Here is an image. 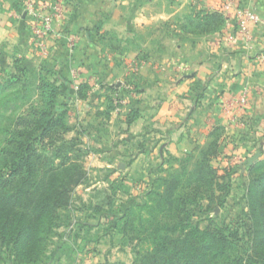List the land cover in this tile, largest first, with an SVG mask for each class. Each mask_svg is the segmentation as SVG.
<instances>
[{
	"label": "crops",
	"instance_id": "obj_1",
	"mask_svg": "<svg viewBox=\"0 0 264 264\" xmlns=\"http://www.w3.org/2000/svg\"><path fill=\"white\" fill-rule=\"evenodd\" d=\"M51 1L64 7L65 16L55 25L44 53L32 44L23 0H0V75L15 72L20 59L41 72L52 69L46 74L62 85L69 121L81 119L84 112L91 115L89 121L93 114L98 119L97 112L107 108L106 90L118 79L125 77L138 86L140 92L127 110L137 114L133 121L127 122V112L117 115L112 110L107 121L111 137L88 135L91 144L107 143L106 150L96 147L98 154H109L98 170L112 175H105L106 185L95 187L98 193L109 195L112 180L122 175L128 192L118 195L137 194L162 161V144L182 158L204 144L215 127L224 131L221 157L237 162L240 172L241 164L256 152L264 157V62L259 59L264 54V0H236L262 20L251 26L250 48L243 40L227 41L239 28L226 0ZM194 7L224 13V29L201 37L184 33L183 15ZM69 35L76 36L74 49ZM133 60L143 64L138 72L130 67ZM182 65L189 70L177 71ZM86 82L92 87L83 99L78 89ZM245 88L247 104L236 103Z\"/></svg>",
	"mask_w": 264,
	"mask_h": 264
},
{
	"label": "trees",
	"instance_id": "obj_2",
	"mask_svg": "<svg viewBox=\"0 0 264 264\" xmlns=\"http://www.w3.org/2000/svg\"><path fill=\"white\" fill-rule=\"evenodd\" d=\"M226 20L220 11L194 7L183 15L180 27L201 37L221 32ZM15 69L0 75V264H70L63 262V245L70 238L75 241L72 256H77L91 243L107 237L113 243L131 231L146 233L142 240L149 242L131 264H264V158L247 168L255 177L245 182L241 199L247 202L235 224L227 219L216 224L212 219L201 228L192 222L201 213L196 208L203 207V200L217 202L220 208L230 200L236 167L219 175L213 165L224 154L222 127H215L204 144L182 158L172 156L162 144V161L148 174V190L118 195L128 192L127 178L120 175L111 182L107 203L83 205L88 216H78L82 209L74 207L73 195L89 178L83 132H76V124L68 119L70 107L62 85L46 74L52 69L38 71L27 59L15 62ZM128 81L138 94V86ZM91 87L87 82L81 85L78 97L86 99ZM117 89L115 84L108 86L107 108L97 115L110 117ZM24 105L27 110H22ZM126 112L129 123L137 117L133 109ZM74 131L76 135H68ZM172 160L180 163L179 169L164 168ZM91 215L98 219L89 221ZM61 228V240L54 243ZM82 232L88 238L79 243Z\"/></svg>",
	"mask_w": 264,
	"mask_h": 264
},
{
	"label": "rangeland",
	"instance_id": "obj_3",
	"mask_svg": "<svg viewBox=\"0 0 264 264\" xmlns=\"http://www.w3.org/2000/svg\"><path fill=\"white\" fill-rule=\"evenodd\" d=\"M187 10V8H186ZM189 11V9L187 10ZM155 34L158 36L159 32L158 31H154ZM195 44V43H194ZM190 46V44H189ZM133 69V68H132ZM177 71H179L177 69ZM138 72V71H136ZM38 78V76H37ZM123 79V78H120ZM119 80V79H118ZM29 82L31 83V88L34 89L35 87V82H36V77L34 75H32L30 77ZM107 91V90H106ZM27 110L28 106L24 105L22 110ZM94 111V109H92ZM84 112V110H83ZM87 113H82L81 115V119L77 118L75 119H71L70 123L75 125L76 123V132L80 131L83 132L81 134V137L84 139V143H83V150L85 152V157H84V165L86 167V170L89 173V178L87 179V181L85 182V184H82L80 186H78L76 188L75 194L73 195L74 198V204H75V208H81L82 212L80 211L78 214V216H88V212H87V207H86V211H84V206L83 205H89V204H97L99 201H101L102 203H107V195L108 194H102V193H98V190H95V187H102L104 185H106V183L103 181L106 172L102 171V170H98L99 167H101L100 165L105 164L104 162L102 163V160L104 161L106 157H109L106 152H103L101 154H98L99 151L97 150L96 147H98V149H107V143H89L88 142V135L91 134H100L105 138H109L111 137V129H110V124L108 121V119L106 118L105 114H101L98 115V119L94 120V114L92 115V121L90 120L91 116L90 114ZM122 115V114H119ZM88 117V119H86V121H84L85 117ZM83 130V131H82ZM77 133L71 132L68 135L69 136H73L76 135ZM87 140V142H85ZM96 142V141H95ZM105 144V145H103ZM101 145V146H99ZM103 145V146H102ZM109 145V144H108ZM100 147V148H99ZM96 148V149H95ZM96 152V153H95ZM101 155V156H100ZM264 158L259 157L257 159V161L259 159ZM244 159V158H243ZM242 159V160H243ZM235 160V159H234ZM194 161L192 163H190L189 165V169L194 167ZM244 163V162H243ZM213 165L215 167H217V169H219V175H225L226 174V170L228 168H234L235 173L232 175L231 181H232V191L230 194V200L228 202V204H226L225 206H223L222 208H220L219 206H217V202L211 201L210 199H205L203 200L201 203H203V207H198L196 208V211H201V213H197L198 215H196L195 217H193L194 219H192V222L194 223H199L201 228H205L210 222L211 220H215L216 224H221V222H223L224 220L232 222L235 224V219L241 214L242 210H244L245 208V203L247 202L245 199L243 201V199H241L243 196V189H244V185L245 182L249 181V179H253L255 176H253L252 174H250L249 172H247V168L248 167H244L242 168L241 172L239 170L240 167H238V163L235 161H230V159H225L224 157L218 158V159H214L213 160ZM180 163L177 161H171L169 162L166 167L169 170H175V169H179L180 167ZM252 166V165H251ZM117 174V173H115ZM165 174V173H164ZM221 182L223 181V179L220 180ZM241 185V186H240ZM142 188H138V192L137 194H142L144 191L149 189V186L147 185V183L142 185ZM217 193V192H216ZM218 194V193H217ZM210 194H207L206 197H209ZM125 197V196H123ZM124 199V198H123ZM93 209V208H91ZM191 209H194V206H191ZM216 215H218L219 217H216ZM201 216V217H200ZM243 217V215H242ZM104 218V217H103ZM89 219V218H88ZM95 216L90 217L89 221H96ZM137 219V217H136ZM135 219V220H136ZM109 220V219H108ZM111 221V220H110ZM107 224V223H106ZM88 228V227H87ZM64 228H61L58 231V233H56V236L54 235L53 239H54V243L57 241H60V237H61V233H63ZM60 232V233H59ZM146 233H143L142 231H131L130 234L128 235V237H125L123 239H121V237L117 238L113 243L109 241V238H105L100 240L98 243H91L90 248L86 247V249L83 252H80V254H77V256H72V248L73 244H74V239L70 238V243L63 245V247L65 248L64 252L66 255V260L69 262L70 264H114L115 262H125L127 264H131L133 262V260L135 259L136 252H142L143 249H146L149 247V242L147 241H143L142 239L146 236ZM95 232H92L91 238L95 237ZM118 237V236H117ZM131 238H138V239H130ZM88 238V236L82 232L80 233V237H79V243H82V241L84 239ZM93 239V238H92ZM74 241V242H73ZM55 247V244L51 246L50 250H52ZM90 251H89V250ZM92 249H96V251L92 250ZM88 251V252H87ZM72 256V257H71ZM4 264V263H1ZM62 264H66L65 262Z\"/></svg>",
	"mask_w": 264,
	"mask_h": 264
},
{
	"label": "built area",
	"instance_id": "obj_4",
	"mask_svg": "<svg viewBox=\"0 0 264 264\" xmlns=\"http://www.w3.org/2000/svg\"><path fill=\"white\" fill-rule=\"evenodd\" d=\"M226 9H234L238 16V33H230L227 35V41L234 43L243 40L247 47H251L253 42L251 26L259 24L262 20L260 16L251 9H243L237 6L236 0H226ZM1 7V6H0ZM64 7L51 0H23V13L29 16V30L32 44L40 49L42 52L47 53L49 51L48 38L52 35L55 29V25L60 23L65 16ZM70 48L74 49L77 44L75 35H69L67 37ZM259 59L264 62V54L259 56ZM143 64L137 60L130 62L132 71H138ZM182 72L189 70L188 65H182L178 68ZM118 88L113 93L114 99V112L119 115L128 110V107L132 99L138 96L137 90L132 83L125 77L117 80L115 83ZM113 84V85H114ZM98 85V83H97ZM249 89L245 88L240 96H238L236 103L246 105L248 102Z\"/></svg>",
	"mask_w": 264,
	"mask_h": 264
},
{
	"label": "water",
	"instance_id": "obj_5",
	"mask_svg": "<svg viewBox=\"0 0 264 264\" xmlns=\"http://www.w3.org/2000/svg\"><path fill=\"white\" fill-rule=\"evenodd\" d=\"M261 154L262 153L260 151L256 152L253 156L249 157L244 163H242L241 167L246 168L253 165L257 161V159L261 156Z\"/></svg>",
	"mask_w": 264,
	"mask_h": 264
}]
</instances>
